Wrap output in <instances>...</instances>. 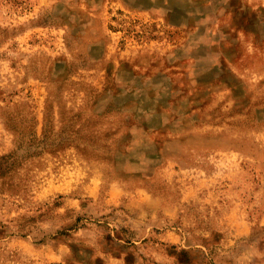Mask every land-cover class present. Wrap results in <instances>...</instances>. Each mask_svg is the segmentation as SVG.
<instances>
[{
    "label": "rangeland",
    "instance_id": "374dc122",
    "mask_svg": "<svg viewBox=\"0 0 264 264\" xmlns=\"http://www.w3.org/2000/svg\"><path fill=\"white\" fill-rule=\"evenodd\" d=\"M0 264H264V0H0Z\"/></svg>",
    "mask_w": 264,
    "mask_h": 264
}]
</instances>
